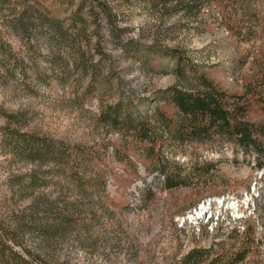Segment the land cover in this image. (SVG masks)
I'll use <instances>...</instances> for the list:
<instances>
[{
  "label": "rangeland",
  "instance_id": "obj_1",
  "mask_svg": "<svg viewBox=\"0 0 264 264\" xmlns=\"http://www.w3.org/2000/svg\"><path fill=\"white\" fill-rule=\"evenodd\" d=\"M179 63L243 97L264 127V0H0V233L14 252L45 264H264L256 156L167 143L187 178L167 190L99 120L124 104L166 135L156 116L177 118L166 93L186 88ZM31 138L83 150L104 188L69 162L29 159Z\"/></svg>",
  "mask_w": 264,
  "mask_h": 264
},
{
  "label": "trees",
  "instance_id": "obj_2",
  "mask_svg": "<svg viewBox=\"0 0 264 264\" xmlns=\"http://www.w3.org/2000/svg\"><path fill=\"white\" fill-rule=\"evenodd\" d=\"M101 8L109 17L107 8ZM179 65L177 73L186 82L184 84L186 88H171L166 93L167 100L177 110V118L171 120L161 112H157L156 116L157 122L166 131V135L164 132L154 131L146 120L135 118L128 106L124 104L101 108L100 122L116 133L129 136L131 142L128 147L132 146L135 149L134 153L151 163L152 169L163 179V185L167 190L187 186L183 167L171 163L163 154L167 143L175 146L177 150L196 145L222 147L231 144L244 153L256 156L258 167L263 168L264 127L256 126L248 121V106L243 103V97L228 94L204 74L195 72L194 80H192L187 77L186 70L180 63ZM58 83H61V80H58ZM24 145L28 148L22 153L29 155V159L41 161L48 158L50 161L55 159L58 162H69L74 165L76 176L80 175L77 174L78 171L83 173L81 177H77L80 183L86 185L90 181L96 182L97 185L103 183L104 188L105 183L102 182L101 176L88 174L87 168H84L86 163L82 164L80 161L81 158H88L83 150L80 149L78 154H74L68 148L56 149L49 142L34 138L26 141ZM115 152L120 158L123 156L129 161V157L119 149ZM146 196L150 198L152 193L146 191L144 198ZM7 235L0 233V248H2L0 264H45L42 258L30 252H26L23 256L14 252L12 248L19 246V243L15 236ZM4 249L9 250V257ZM243 259L242 254L239 261L242 262Z\"/></svg>",
  "mask_w": 264,
  "mask_h": 264
}]
</instances>
